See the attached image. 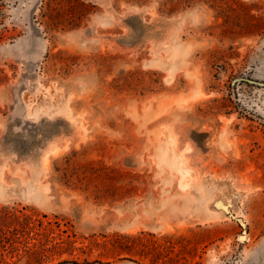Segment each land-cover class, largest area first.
<instances>
[{
    "label": "rangeland",
    "instance_id": "1",
    "mask_svg": "<svg viewBox=\"0 0 264 264\" xmlns=\"http://www.w3.org/2000/svg\"><path fill=\"white\" fill-rule=\"evenodd\" d=\"M39 6L0 0V264H264V0Z\"/></svg>",
    "mask_w": 264,
    "mask_h": 264
},
{
    "label": "water",
    "instance_id": "2",
    "mask_svg": "<svg viewBox=\"0 0 264 264\" xmlns=\"http://www.w3.org/2000/svg\"><path fill=\"white\" fill-rule=\"evenodd\" d=\"M240 82H246L255 86H259V87H264V82L262 81H257L254 79H251V77H236L235 79H233L232 81V90L234 88V86L236 85V83H240ZM232 99L233 101L236 103L237 108L239 109V111L243 112L244 114H246L247 116L253 118L254 120L258 121L259 123L264 125V118L262 117H258L252 113L247 112L246 110L242 109L240 106H238L237 102H236V97L234 96V94L232 93ZM223 193H226L223 192ZM217 200V203L215 204V207H207V203L208 201H214ZM228 203H230L229 208H227L228 204L225 205L226 201ZM230 201V202H229ZM205 212L208 216H211L214 219H229V220H234L236 221L238 224H240L241 227H244L243 224L241 223V219H238L236 217H234L231 213L233 205H232V201L229 199V197H227L226 195H220L217 196L215 198H212L210 200H207L205 202ZM61 264H77L74 262H64Z\"/></svg>",
    "mask_w": 264,
    "mask_h": 264
},
{
    "label": "flooded vegetation",
    "instance_id": "3",
    "mask_svg": "<svg viewBox=\"0 0 264 264\" xmlns=\"http://www.w3.org/2000/svg\"><path fill=\"white\" fill-rule=\"evenodd\" d=\"M46 2L47 0H40V6L38 8L39 11H41L45 7ZM73 9H74L73 0H55V6L53 9V14H55V17H52V18L56 24L57 22L59 23V22H65V21L71 23V21L73 20V14H74ZM45 18H47V16H45Z\"/></svg>",
    "mask_w": 264,
    "mask_h": 264
},
{
    "label": "bare ground",
    "instance_id": "4",
    "mask_svg": "<svg viewBox=\"0 0 264 264\" xmlns=\"http://www.w3.org/2000/svg\"><path fill=\"white\" fill-rule=\"evenodd\" d=\"M174 162H175L176 164H178V165L180 164V161H179V160H175ZM183 184H184V183H183Z\"/></svg>",
    "mask_w": 264,
    "mask_h": 264
}]
</instances>
